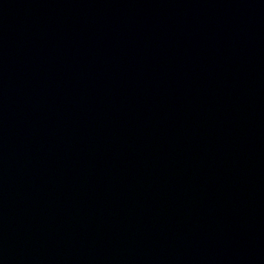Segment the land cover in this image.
<instances>
[{"label":"water","instance_id":"95a60500","mask_svg":"<svg viewBox=\"0 0 264 264\" xmlns=\"http://www.w3.org/2000/svg\"><path fill=\"white\" fill-rule=\"evenodd\" d=\"M0 264H264V0H0Z\"/></svg>","mask_w":264,"mask_h":264}]
</instances>
